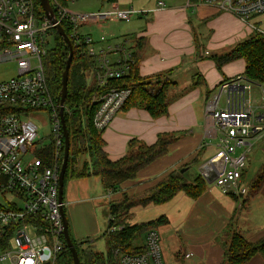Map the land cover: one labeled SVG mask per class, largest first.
<instances>
[{
    "label": "built area",
    "instance_id": "obj_1",
    "mask_svg": "<svg viewBox=\"0 0 264 264\" xmlns=\"http://www.w3.org/2000/svg\"><path fill=\"white\" fill-rule=\"evenodd\" d=\"M203 1L233 13L252 30L264 34L251 22L252 16L264 13V0ZM53 10L55 22L38 11L36 0H0V62L15 65V74L0 81V197L6 201L0 203V260L10 264H56L67 247L62 218L65 202L59 199L64 156L61 109L64 107L65 112L66 107L52 92L48 39L55 36L56 26L65 22L74 52L92 61L86 70L87 82L95 81L101 91L92 100L93 104L100 103L93 125L103 131L131 96L130 88L110 84L129 73L133 49L124 43H109L104 33L97 40L81 29L149 12L112 3L98 11L81 13L57 0ZM253 83L259 86V102L254 99ZM44 110L51 125L47 139L39 136L34 121ZM205 112L220 150L205 162L200 174L206 179L217 172L213 184L225 194L242 198L249 190L242 180L249 156L257 141L264 144V83L252 81L245 73L224 80L207 98ZM50 146L52 150L46 153ZM118 219L109 213L107 233L125 229L126 223ZM135 246L142 251L129 253L115 248L117 264H164L156 228L143 233ZM190 256L191 252L186 254Z\"/></svg>",
    "mask_w": 264,
    "mask_h": 264
},
{
    "label": "crops",
    "instance_id": "obj_2",
    "mask_svg": "<svg viewBox=\"0 0 264 264\" xmlns=\"http://www.w3.org/2000/svg\"><path fill=\"white\" fill-rule=\"evenodd\" d=\"M159 2L154 9L147 8V14L136 16L138 18L133 23L124 25L121 36L114 38L109 32L106 37L109 43H124L132 49L136 39H144L140 75L154 79L152 87L156 89L157 82L166 80L169 83L168 111L153 117L143 106L123 108L102 136L104 151L112 161L121 159L132 145L140 150L155 144L161 135L169 137L171 142L164 155L140 169L134 178L122 182L116 191L106 190L97 174L68 178L64 210L70 233L78 242L101 231L100 213L105 209L108 226L110 205L124 194L130 197L142 195L171 174L184 178L185 172L201 158L203 161L197 174L189 181L184 180L193 184L197 177H202L201 167L220 150L218 138L211 130L212 122L206 116L205 102L219 83L244 73L246 62L243 58H236L219 66L216 58L230 53L256 32L233 13L203 0H187L182 4L163 2L162 7ZM112 3L119 4L118 1L108 2L101 4V8ZM105 28L107 25L91 26L85 33L98 40L105 34ZM257 146L264 150L262 141H257L254 148ZM85 159L81 157L80 161ZM263 167L264 163L259 176ZM246 171L247 166L242 180L249 189L264 192V180L254 182L258 176L249 182ZM208 184L197 197L179 191L166 203L154 204L167 206L162 211L167 219L165 224L172 223V214L176 217L173 231L162 232L166 255L171 251L169 241L175 236L184 260L192 261L191 264H222L231 243L232 237L227 229L231 224L234 232L250 242L264 237V198L249 204L247 196L237 198L223 193L215 184ZM190 252L192 256L186 257ZM255 263L264 264V258L258 254L247 264Z\"/></svg>",
    "mask_w": 264,
    "mask_h": 264
},
{
    "label": "trees",
    "instance_id": "obj_3",
    "mask_svg": "<svg viewBox=\"0 0 264 264\" xmlns=\"http://www.w3.org/2000/svg\"><path fill=\"white\" fill-rule=\"evenodd\" d=\"M62 5H66L69 0H57ZM117 0H101L104 5ZM196 1V0H195ZM54 8V0H50ZM38 11H43L40 0H36ZM65 32L70 35L69 28L62 22ZM56 48L50 50L48 73L51 77L52 92L56 100L60 99L62 88V73L66 66L69 55V48L65 40L55 32ZM144 47V39H136L132 57L134 62L129 73L111 81L110 86L118 88H130L131 96L124 109L130 107H145L151 116L158 117L168 111V82L166 80L157 82L158 89L152 87L154 79L145 78L140 75L141 51ZM236 58H243L246 62L245 74L254 82L264 83V34L256 32L253 37L238 44L230 53L218 56L216 62L219 66L230 62ZM92 61L83 58L74 52L68 83V93L65 101V119L69 129L71 148L65 183L69 177H82L90 174L101 176L104 188L109 191H116L118 186L136 176V173L154 161L156 158L167 152L171 139L161 135L158 141L143 150L130 146V150L121 159L112 161L104 151L103 131L97 130L93 125V116L100 103L93 104L92 100L101 93L95 81L88 84L86 70L91 66ZM133 144V140L131 141ZM52 150L50 146L46 153ZM45 153V152H44ZM43 156V154H39ZM85 157L81 162L80 158ZM89 159V162L88 160ZM83 163V164H82ZM82 164V165H81ZM264 180V167L262 175L254 182ZM207 181L199 176L195 183L190 184L184 181L179 174H171L166 179L148 189L142 195L128 196L126 194L116 202L111 203L110 213L118 216L119 222L126 223L125 229L115 232H104L106 241V257L102 258L98 252L89 254L85 250H80L78 243L74 240L78 249L82 264H117V257L114 254L115 248L129 253H138L142 249L135 246L136 240L148 229L157 228L165 224L167 219L160 216L157 219L142 223L129 224L125 222V217L137 206H147L150 203L163 204L171 200L179 191H185L192 197H197L205 189ZM133 214V212H131ZM11 232V230L9 231ZM11 233L4 239L7 243ZM72 236V235H71ZM261 255L264 258V237L256 242H250L244 237L233 233L231 243L225 252L222 264H247L254 256ZM100 258V259H99ZM56 264H74L71 251L68 247L58 256Z\"/></svg>",
    "mask_w": 264,
    "mask_h": 264
},
{
    "label": "rangeland",
    "instance_id": "obj_4",
    "mask_svg": "<svg viewBox=\"0 0 264 264\" xmlns=\"http://www.w3.org/2000/svg\"><path fill=\"white\" fill-rule=\"evenodd\" d=\"M117 1L121 5L125 4L128 7H134L135 9H147V8L154 9L156 7V3H158L159 1H162L168 4H182V3L187 2V0H117ZM66 6L74 12L89 13L93 11H98L101 8V0H75L74 2L69 1L66 4ZM137 18L138 17L136 16L131 18L132 20L130 19L131 20L130 22H127L129 20H119V19H113V20L107 21L106 23H104V25H107V28H105V31H104L105 35L106 34L108 35L109 32H112V35H114V38L121 36V33L123 32L122 31L123 26L129 23H133L135 19ZM251 22L254 23L261 30H264V13L256 14L252 16ZM88 29L89 27H83L81 29V32L85 33L88 31ZM91 29L94 30L93 27ZM48 40L50 42L49 49L50 50L55 49L56 48L55 36H51ZM14 74H15V65L12 62H0V81L4 79H8ZM252 88H253L252 92L255 95L254 99L256 102H259L260 101L259 86L256 83H253ZM34 121L39 127V136L43 139H47L49 137V134H51L50 133L51 125L49 122L48 112L46 110L42 111L40 116L38 115ZM202 161L203 160H201L200 158V161L198 163L191 166V168L188 169L187 172H185V176L183 178L185 181H189L192 178V176H195L197 174V169L199 168ZM263 163H264V150L262 149V147L257 146L254 148L248 160L247 171H246L247 181L252 182L259 176L260 168L263 165ZM212 184L213 183H209L208 185H212ZM248 191L249 192L245 195V197L246 196L249 197V204L255 203L264 198V192H259V190L257 191V189L255 188L249 189ZM0 203L5 204L6 201L2 197H0ZM166 207H167L166 205L159 206V205H154V204H151L150 206H147V207L138 206L133 209V214H131L132 212L131 210V212L127 215V217H125L124 220L125 222H128L129 224L142 223V222H146L149 220H154L163 215L162 211H164ZM100 218L103 223L101 225L102 229L99 233L88 237L89 239L84 238L83 240L85 241L83 242H78V239L77 240L75 239V240L78 243L79 249L81 251L85 250L89 254L96 251L102 255L101 256L102 258L103 257L105 258L106 255H104L101 252H104L107 249L106 241L103 236L104 232H106V229H107V222H106L107 210L106 209L103 213L102 212L100 213ZM175 218H176L175 215L172 214V219H173L172 223H167L165 225L162 224L156 228L160 234L161 240H162V232L167 231L168 229H171V230H168V232L173 231L172 228L176 224ZM232 227H233V224H231L227 228L231 237L233 236V233H234ZM162 245H163V242L161 241L162 257H163L164 264H191L192 261L184 260L182 255L179 254L178 242L175 236L171 238V240L169 241V247L171 251L170 253L168 252L167 255L165 251L163 250ZM2 255H3V250L2 248H0V256ZM45 257L46 256H44V259ZM0 264H10V263L6 259H3V260L1 259Z\"/></svg>",
    "mask_w": 264,
    "mask_h": 264
},
{
    "label": "water",
    "instance_id": "obj_5",
    "mask_svg": "<svg viewBox=\"0 0 264 264\" xmlns=\"http://www.w3.org/2000/svg\"><path fill=\"white\" fill-rule=\"evenodd\" d=\"M40 3L46 15L55 22L56 17H55L53 7L50 3V0H40ZM56 29L59 35L65 40L69 48L68 59L66 61L65 69L62 73V88L60 92V103L62 104V106H64L66 98H67V93H68L69 74H70V68H71V64H72V60L74 56V49H73L72 41L67 35V33L65 32L63 26L58 24L56 26ZM61 122H62V129H63V135H64V156H63L62 166L60 169L59 199L60 201H64L65 174H66L67 167H68V162L70 158V148H71L70 134H69V129L67 127V123H66V119L64 115V107H62L61 109ZM217 175H218L217 172H211V174L206 177V180L209 183H213ZM62 218H63V227H64V240L66 242L67 247L71 251V254L73 257V263L82 264L78 249L70 233L69 220L65 213L64 208L62 209Z\"/></svg>",
    "mask_w": 264,
    "mask_h": 264
}]
</instances>
